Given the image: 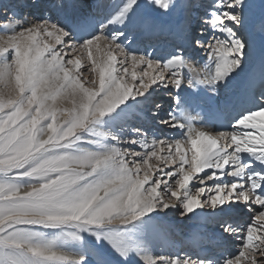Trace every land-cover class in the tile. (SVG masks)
Returning a JSON list of instances; mask_svg holds the SVG:
<instances>
[{"label":"snow or ice","instance_id":"6c2138e0","mask_svg":"<svg viewBox=\"0 0 264 264\" xmlns=\"http://www.w3.org/2000/svg\"><path fill=\"white\" fill-rule=\"evenodd\" d=\"M0 21V264H264V0H0ZM173 212L198 226L158 254Z\"/></svg>","mask_w":264,"mask_h":264},{"label":"rangeland","instance_id":"374dc122","mask_svg":"<svg viewBox=\"0 0 264 264\" xmlns=\"http://www.w3.org/2000/svg\"><path fill=\"white\" fill-rule=\"evenodd\" d=\"M4 2L7 3V0H4ZM20 2H26V0H20ZM259 2H260V0H253V3H255L257 5L259 4ZM35 12H36L35 9H30V8H27V7L21 9L22 16L27 17L29 20L32 19V15ZM255 12L258 14L259 9L258 8L255 9ZM164 19H168V18L164 17ZM0 22H2V21H0ZM257 28H259V21L257 22ZM2 35H3V33L0 32V36H2ZM255 41H256V47H259L260 46L259 43L261 42V38H260L259 35H256ZM164 43H165V41H161V45H163ZM200 52L201 53L196 56V59H201V60L206 59L205 56H201V55H205V52H203V51H200ZM257 59H259V57H257ZM84 62L86 63V56L84 58ZM257 62L258 61H254L253 63H257ZM196 67L199 69V66H196ZM85 75H87V73H85ZM159 95L164 96V97L167 96L164 93H159ZM191 115H193V114L191 113ZM196 127L197 128H204V127H210V126H204V125H202L200 123H196ZM169 216L172 219V226H171V228H170V230L168 232V235L159 237L157 239L156 248H157V246H158V248H160V247L162 248V245L166 246V248H163V250H165V252L169 251V253H170V252H175L177 249L185 248L187 246L186 244H183V241L178 244V240H183V239L189 240L188 239L189 238V235H188L189 227L188 226L190 224L196 225V224H198V221H197V217L196 216H192L191 220L181 221L178 212L170 213ZM237 220L240 223H245L248 220V214L246 213V210L245 211H240L239 213H237ZM182 236H183V239H182ZM185 237H187V238H185ZM230 244L231 243H229L228 245H230ZM228 245H227V247H228ZM236 246H238V245L231 244V248L229 249V247H228V250L234 252ZM169 253H166V254H169Z\"/></svg>","mask_w":264,"mask_h":264},{"label":"bare ground","instance_id":"6f19581e","mask_svg":"<svg viewBox=\"0 0 264 264\" xmlns=\"http://www.w3.org/2000/svg\"><path fill=\"white\" fill-rule=\"evenodd\" d=\"M103 2L104 3H106L110 8H115L116 6H118L119 4H120V2H121V0H103ZM258 37V36H257ZM163 41V40H162ZM260 44V46L259 47H256L257 48V57H259V51H260V47H261V42L259 43ZM201 52H199L198 54H200ZM201 56H205V58H206V53H205V55H201ZM200 56V57H201ZM257 57H255L254 59H253V62L254 61H258V59H257ZM195 60L193 61V62H195V64H197L196 66H199V68H201L202 67V61H204V60H206V59H203V60H201V59H196V57L194 58ZM198 69V68H197ZM256 72H257V74L259 73V68L258 67H256L255 69H254ZM164 94H166L167 95V93H164ZM166 97V96H165ZM198 109L197 110H193V111H191V113L193 114V116H197V113H198ZM190 113V114H191ZM197 119H199V117H197ZM195 127H196V125H195ZM169 135H177V134H174V133H171V132H169ZM243 211H245V210H243ZM237 215V214H236ZM244 217V216H243ZM241 219V218H240ZM197 221H199V218L197 217ZM197 226H198V224H196ZM185 238H187V237H185ZM182 239H183V236H182ZM189 239V238H188ZM183 241V244H186L187 246L185 247V248H187L188 246H189V240H186V239H183V240H178V244L180 243V242H182ZM157 245V244H156ZM228 247H229V249L231 248V244L230 245H228ZM163 248H166V246H163L162 245V248L160 247V248H158V246H157V248H156V251H157V253L158 254H165L166 255V253H169V251H166L165 252V250H163Z\"/></svg>","mask_w":264,"mask_h":264}]
</instances>
